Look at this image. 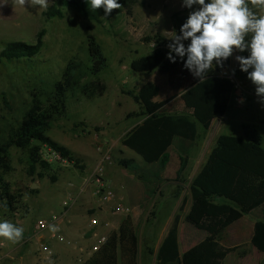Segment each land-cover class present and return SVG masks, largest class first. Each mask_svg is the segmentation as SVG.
<instances>
[{
	"label": "rangeland",
	"instance_id": "374dc122",
	"mask_svg": "<svg viewBox=\"0 0 264 264\" xmlns=\"http://www.w3.org/2000/svg\"><path fill=\"white\" fill-rule=\"evenodd\" d=\"M54 1L49 0V7L45 11L38 5L32 6L27 0L24 7L14 5L13 0H0V54L12 42L35 45L39 39L42 41L39 54L32 59L8 62L0 56V142L20 123L29 109L31 93L37 89L44 95L45 120L49 124L46 134L58 146L70 152L76 167L73 170L65 169L45 162V169L41 167L43 161L40 160L32 173L29 152L16 147L10 149L12 171L4 176V181L18 198V203L14 210L8 209L6 212L0 206V214L6 215L9 220H16L14 213L17 212L19 222L13 223L24 228V238L19 243L9 242L8 250L14 251V259H1L0 264H39L34 242H23L32 235L37 219L61 212L63 202L78 195L84 180L92 175L100 160L97 151L99 145L110 148L112 154V164L106 167L104 179L123 197V204L132 210L128 217L132 219L139 239L137 262L158 264V250L176 216L180 218L182 243L185 244L190 238L189 246H192L202 240L200 237L204 232L189 224L186 216L192 206L193 179L206 163L218 137L247 136L258 140L264 147V104L255 94V86L248 78L235 76L233 70L240 69L235 55H242L235 52L229 67L217 73L232 80L235 86L225 97L228 103L226 114L214 121L209 130L199 125V138L195 142L176 140L174 149L186 155L188 168L182 182L176 181L177 176L174 179L164 178L159 164L145 163L122 143L126 135L145 118L135 116L142 109L133 95L145 84L153 82L161 88L157 100H170L176 95L180 97L195 77L185 68L174 75L161 74L158 70L152 73L135 72L131 63L153 52L154 45L148 43L147 38L159 34L171 43L168 38L170 32L179 34L174 15L188 16L199 6L188 9L182 6V0H143L144 5L134 6L131 13L123 6L112 10L110 15L105 16L101 11L96 18L90 19L67 6L59 7L62 17H50L47 13ZM117 2L123 5L122 0ZM89 36L96 38L107 59V67L98 77L89 73ZM75 62L80 64L78 85L67 94L65 106L48 104L54 84L62 79L67 66ZM95 79L106 86V92L102 96L89 98L82 93V87ZM166 110L174 115L189 114L179 99H173ZM124 161L129 163V167L122 164ZM178 164L179 157L172 152L171 169L178 167ZM39 174L44 177L41 178ZM245 175L251 178L246 185L250 195L248 198L252 197L255 201L264 191L260 188L259 179ZM138 186L143 187L140 189ZM226 202L224 200L223 203ZM258 210L264 214V205ZM84 215L85 230L91 212L86 211ZM248 219L253 220L251 216ZM120 224L114 222L115 230L119 229ZM105 232L101 230V233ZM228 232L226 230L220 236V243L226 242ZM248 240L244 238L240 246L226 242L231 251L223 264H264V255L256 253ZM95 241L92 239V242ZM72 259L71 263L76 264L74 256Z\"/></svg>",
	"mask_w": 264,
	"mask_h": 264
},
{
	"label": "trees",
	"instance_id": "16d2710c",
	"mask_svg": "<svg viewBox=\"0 0 264 264\" xmlns=\"http://www.w3.org/2000/svg\"><path fill=\"white\" fill-rule=\"evenodd\" d=\"M123 6L131 13L136 5H144L143 0H122ZM60 6L73 7L86 17L94 19L103 8L92 11L87 0H55L49 8L48 16L62 17ZM188 16L174 15L176 28L179 29ZM180 34V33H179ZM146 41L155 45L151 54L142 56L131 63L135 72L152 73L158 70L161 74L174 75L184 68V60L179 57L172 63L168 58L169 42L161 35L147 38ZM190 43V39L185 41ZM42 41L29 45L24 42H12L5 46L0 56L8 62L21 59H32L40 52ZM91 66L89 73L98 77L107 67V59L93 36L88 40ZM175 55V54H173ZM242 55L246 56V52ZM232 57L224 62L223 68L216 66L207 74L204 81L194 78L190 85L182 91L180 97L158 101L161 88L153 83H147L133 95L135 102L142 111L135 114L145 117L126 135L122 143L136 153L147 164L158 163L164 168L169 162V148L175 138L195 142L199 138V125L209 130L215 119L222 117L228 110L225 97L234 89V83L228 78L220 77L217 73L229 67ZM80 64L71 63L67 66L63 77L54 84V91L48 104L64 107L67 94L78 85L77 76ZM236 77L247 78V73L237 69ZM106 86L98 79L92 80L82 87V93L93 98L102 96ZM29 109L25 112L20 123L12 128L6 139L0 142V202L7 201L8 209L14 210L18 198L11 192L10 186L4 181V176L12 171L10 149L16 147L29 152L31 172H35L40 163L39 151L43 144H49L71 156L65 148L58 146L47 136L49 124L45 120L46 107L44 95L35 89L32 93ZM132 95V93H131ZM179 99L189 114L174 115L168 113L167 105ZM134 114L130 115L133 116ZM72 157V156H71ZM181 165L177 172L176 181L182 182L188 168V158L181 156ZM42 168H47L45 162ZM129 167L128 162H122ZM249 174L260 181L264 191V147L258 140L249 137L220 135L216 145L207 158L199 173L191 184L192 206L186 216V221L200 231L208 234L207 238L193 246L184 254L179 245V216H176L171 229L164 238L158 253V264H222L231 249L224 248L219 243L220 236L234 223L245 215L264 205V197H259L248 207L234 206L220 200L229 199L238 180L239 174ZM41 178L43 174H39ZM56 180L55 177L52 178ZM251 243L255 249L264 253V221H258L254 227ZM139 239L134 230L130 217L125 218L117 231H113L107 242L85 264H138Z\"/></svg>",
	"mask_w": 264,
	"mask_h": 264
},
{
	"label": "clouds",
	"instance_id": "9594fccd",
	"mask_svg": "<svg viewBox=\"0 0 264 264\" xmlns=\"http://www.w3.org/2000/svg\"><path fill=\"white\" fill-rule=\"evenodd\" d=\"M32 6L47 10L49 0H27ZM92 11L103 8L105 16L123 5L117 0H87ZM26 0H13V4L24 7ZM186 22L177 34L170 32L171 43L167 45V58L176 62L184 60V68L202 82L216 66L223 68L224 62L235 52L248 55H235L241 71L255 86V94L264 104V0H182V6L192 9ZM190 39L185 46L184 41ZM155 45L153 46V48ZM175 54V55H173ZM234 72V70H233ZM243 103V101H240ZM6 212L7 201L0 204ZM53 234L59 231L56 225H49ZM24 228L8 219L0 220V237L13 244L23 240ZM48 264H53L49 259Z\"/></svg>",
	"mask_w": 264,
	"mask_h": 264
},
{
	"label": "built area",
	"instance_id": "2783aa9c",
	"mask_svg": "<svg viewBox=\"0 0 264 264\" xmlns=\"http://www.w3.org/2000/svg\"><path fill=\"white\" fill-rule=\"evenodd\" d=\"M97 151L101 156L100 160L92 175L84 180L79 192L81 196L86 191L91 190L98 208L89 216L88 225L84 232L74 237L65 234L64 225L70 223L69 213L78 201L77 196L66 199L62 204L63 209L61 212L37 219L32 228V235L23 243L25 244L28 241L36 243V258L39 264H47L49 259L55 260L56 251L46 244L53 242L66 246L72 257H75L76 264H85L107 242L109 235L113 231H117L114 222L120 224L124 217L131 214V208L123 204V197L119 196L104 179L106 167L112 164L111 149L99 145ZM39 157L41 161L51 165L56 164L60 168L73 170L76 167V161L71 156L49 144L41 146ZM14 216L16 220L11 219L10 221L18 223L19 214L15 212ZM2 219L8 218L6 215L0 214V220ZM49 225H56L59 231L53 234L49 231ZM101 230L106 232L101 233ZM92 239H96V241L92 242ZM8 247L9 242L0 237V254H2L0 260L4 258L14 259V251L8 250ZM18 264L23 263L18 262Z\"/></svg>",
	"mask_w": 264,
	"mask_h": 264
},
{
	"label": "crops",
	"instance_id": "0c3cea01",
	"mask_svg": "<svg viewBox=\"0 0 264 264\" xmlns=\"http://www.w3.org/2000/svg\"><path fill=\"white\" fill-rule=\"evenodd\" d=\"M177 97H179V95H177ZM220 118L221 117H218L214 121H216V120H218ZM214 121H213L212 125L214 124ZM212 125H211V127H212ZM177 139H179V138H175V140L173 142V145L168 150V153L170 155L169 162L167 163V165L164 168H161L159 166V169H160L159 171H160V173L162 174V176L164 178L174 179L177 176L178 170L180 169V165H181L180 158H181V156L186 157V155L184 153H182L181 151H179L177 149H174V144H175ZM180 140H182V139H180ZM183 141H187V140H183ZM172 152L177 157H179L178 167H175L173 169H171ZM156 164H158V163H153V164H149V165H156ZM245 174L246 173H243V172H241L239 174V177H238V180L236 182V185H235L234 192H233L232 196L229 199L225 200V201H227V203H229L231 205H234V206L248 207L250 204H252L254 202V198H252V197L248 198L250 195L248 193L249 191L247 190L246 185H248L247 182H249L251 180V178H249V176H246ZM254 183L258 184L257 181H254ZM142 187L138 186V188H140V189ZM259 197H264V192L261 193V195ZM259 197H257V199ZM76 198L78 199L77 202H79V200H81L80 204L77 205V203H76L73 206V208L71 209V211L69 213V221H70V223L64 225L65 234L70 236V237H74L72 235L81 234L82 232H84V227H85V222H86V218H85L84 213L86 211H88V213L91 212V214H92L98 208V204H97L94 196L92 195V191L91 190L86 191V193H84L81 196H80V192H79ZM223 201L224 200H220V202H223ZM258 209L254 210L250 214L245 215L241 220H239L238 222L234 223L233 225H231L227 229V231H229V232L227 234L226 242H228V243H237V245L240 246V245H242V242H243L244 238H249L248 243H249V245L252 246L254 251H256V253L264 255V253H261L257 249H255L253 247L252 243H251V239H252V237L254 235L255 224L258 221H264V214H260L258 212L259 211ZM249 216H251L253 218V220L248 219ZM234 226L236 228L232 229L231 227H234ZM198 231H200V230H198ZM202 232H204V231H202ZM207 236H208V234L206 232H204L203 235L200 237L202 239L200 242L204 241L207 238ZM190 241H191V239L189 238L185 242V244L181 242V240H180V228H179V245H180L181 254H184L190 248L195 246V245L189 246L190 245L189 244ZM221 242L222 243H220V241H219V243H220V245L222 247H224V248L227 247V249L229 248L227 246L228 244L226 242H223V241H221ZM46 244L49 245L50 247L54 248V250L57 253V256H56L55 260H51L53 262V264H73V263H71V261L73 260L72 259L73 258L72 254L69 253L70 250L66 246H64L62 244H59V243H56V244H53V243L48 244V243H46ZM33 246H35V249H36L37 246H36L35 242H34ZM19 247H20V245H19ZM11 251H13V250H11ZM28 262H30V261H28ZM47 264H48V262H47Z\"/></svg>",
	"mask_w": 264,
	"mask_h": 264
}]
</instances>
